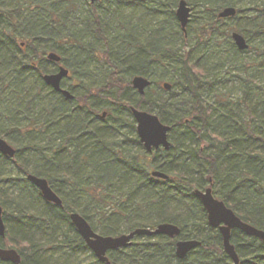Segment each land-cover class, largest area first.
<instances>
[{"label": "trees", "instance_id": "1", "mask_svg": "<svg viewBox=\"0 0 264 264\" xmlns=\"http://www.w3.org/2000/svg\"><path fill=\"white\" fill-rule=\"evenodd\" d=\"M178 1L146 3L144 14L155 26L145 30L120 19L118 9L90 0H0V137L16 149L13 158L0 154L6 224L0 247L14 248L19 264H49L43 247L29 237L35 232L71 253L88 249L69 214L89 222L90 205H101L104 236L121 234L122 223L127 232L160 223L180 228L177 238L144 236L109 252L110 264H232L194 195L206 187L242 221L264 231V0H184L191 10L185 31L175 16ZM227 7L234 16L219 17ZM228 19L233 24H225ZM234 32L244 37L246 50L236 47ZM50 52L72 73L101 62L103 83L68 87L73 99H66L43 79L56 71L57 63L51 61L52 67L46 57ZM169 66L174 71L167 94H153L148 86L140 95L132 87L134 76L163 81ZM227 75L238 78L235 98V86H225ZM131 107L155 111L171 126L168 150L145 151ZM102 112V124H89ZM7 165L16 167L14 179L7 178ZM155 170L168 178L153 177ZM27 174L44 178L62 206L44 201ZM6 178L19 187L15 198L2 187ZM25 197L32 208L36 202L43 208L30 211ZM79 199H86L80 209ZM65 227L73 234L62 232L58 241ZM186 239L200 245L178 259L175 242ZM230 242L239 264H264L263 241L234 229Z\"/></svg>", "mask_w": 264, "mask_h": 264}, {"label": "water", "instance_id": "2", "mask_svg": "<svg viewBox=\"0 0 264 264\" xmlns=\"http://www.w3.org/2000/svg\"><path fill=\"white\" fill-rule=\"evenodd\" d=\"M94 2L95 0H90ZM235 9L233 7L224 8L219 17L234 16ZM190 15V7L184 0H179L175 9L176 19L183 31L188 23ZM236 47L239 50H246L248 44L244 37L238 33L231 35ZM47 60L59 62L60 56L54 52L46 55ZM68 76V70L63 66H59L54 73L45 74L43 79L45 83L54 91L61 93L66 98H73V95L66 89L60 87V82ZM151 84L150 80L142 76H134L131 80L132 87L143 95L145 89ZM163 86L168 89L170 85L164 83ZM132 116L136 122V132L140 143L146 152L157 150L160 147L164 150L170 148V142L167 134L171 129L170 126L160 122L158 116L143 110L131 108ZM105 115V113H103ZM16 153L6 140L0 137V154L9 158H13ZM151 175L160 179H167L168 176L160 171H152ZM27 180L40 192L42 198L56 206H62L59 196L52 190L48 182L44 178L37 177L32 174L26 176ZM194 195L201 202L202 207L206 211L207 223L219 230L222 238L223 250L232 261V264H239V258L235 251L234 245L230 242L231 231L237 229L247 236L255 237L264 242V231L260 230L244 221H242L230 208H228L222 200L217 199L210 187L203 190H195ZM69 220L74 226L77 234L83 239L86 246L91 250L94 257L102 263L110 264L107 253L120 248H126L132 244V240L139 236H165L175 238L180 234V228L172 223H160L154 228H136L126 234L117 236H103L93 231L87 220L76 212L69 214ZM5 235V224L2 218V208L0 207V236ZM200 245V242L194 239L177 240L175 242V256L183 259L191 250ZM20 255L14 248L0 247V260L19 264Z\"/></svg>", "mask_w": 264, "mask_h": 264}, {"label": "rangeland", "instance_id": "3", "mask_svg": "<svg viewBox=\"0 0 264 264\" xmlns=\"http://www.w3.org/2000/svg\"><path fill=\"white\" fill-rule=\"evenodd\" d=\"M86 1L89 4V0H86ZM118 1H120V4L122 5L121 8H116L117 0H95L93 3H95V5L97 4L98 6H102V5L108 6L112 12L115 11L116 9H118V15L117 16L120 19H124V20L131 19V22L134 24H137L139 26V28H142L145 26L146 27L145 30H149V29L151 30L155 26V24H154L155 22L150 20L151 19L150 15L147 13L144 14V12H145L144 10H146L144 8L145 4L146 3L149 4L150 0H118ZM176 7H177V5L174 7V10L176 9ZM84 8H89V6L85 5ZM146 12H148V10ZM189 19H191L190 15H189ZM233 22H234L233 20L228 19L225 21V24H233ZM223 26L225 27V25H223ZM66 50L68 52L69 47L66 48ZM67 54H69V52ZM248 55L251 56L250 53ZM49 62H51V61H49ZM59 64L61 66H63L64 68H66V66H64L61 63V61ZM50 65L52 67L55 66L54 64H52V62ZM105 68H106V66H103V64L101 62L94 63L92 66L90 65V68H88L86 70L81 71V69H80V71L78 70V71H76V73L75 72L72 73L68 68H66L68 70V77L63 80L64 89L68 90V87H71L75 91H77L80 89V86L82 83H85V84L86 83H88V84L93 83L95 85L102 84L103 79H104ZM161 69L157 70V74H161L163 72ZM232 70H233V72H238L237 68H234ZM173 71H174V68L169 66L165 71L166 75L165 74L163 75V77H164L163 81H161L159 83H154V84L151 83V85H150V86H152L151 92L153 94L155 92H160L161 94L164 93V95H165L171 90L170 86H169V89H165V87L163 86V83H167L168 85L172 84L170 82L169 78H170V75H172ZM78 72H80V73H78ZM77 73L80 75L79 77L77 76ZM157 76L158 75H155L154 78H157ZM227 78L229 80L226 81L225 86H227V87L235 86V88H236V90H234L232 93V98L239 96L240 91L237 88L238 87L237 86L238 85L237 76L229 75ZM147 91H149V90H147ZM150 113L155 114L156 112L151 111ZM4 123H5L4 119H0V124H4ZM122 131L125 132L126 128H122ZM32 163H35V161H32ZM31 167L32 166H29V168H31ZM4 172L6 175L9 176L7 178L14 179L15 175L17 173V169L14 165H7L4 169ZM7 178L3 182L2 187L8 193V195L11 196V198H15L18 195L19 187L16 184H15L16 186L14 184H12L11 181L8 180ZM217 199H219V198H217ZM85 200L86 199L77 200L75 206H78V209L82 208V206L85 204ZM22 201L25 204H27V206L28 205L31 206V203H29V198L25 197L22 199ZM12 206H13V204H10L9 207L7 208L8 213L13 211ZM34 206H35V208H32V206H31L30 211L33 212V211H36L37 208H39V209L43 208V205L41 203H37V202L35 205H33V207ZM87 209H88V213H89V222L97 225V227L95 229H93V231L96 232L97 234L101 235V231H102L103 225L105 223V221H103V222L100 221V218H101L100 214L102 213L101 205H99L98 207H93L92 205H90L89 207H87ZM76 213H78V212H76ZM8 220H10V217H8ZM5 228H6V224H5ZM118 228H119V232L121 234L128 233L126 231V226L124 225V223L119 225ZM139 228H148V227H139ZM150 229H152V228H150ZM62 232L67 233L69 236L70 235L72 236V234H73V231L71 229L68 230V228L65 227L62 230L58 231V233H57L58 235L56 237L58 241L60 239H62V237H61ZM118 235H120V234H118ZM110 236H112V235H110ZM114 236H117V235H114ZM29 237H31V240L33 242H37V243H39V245H41L43 247L42 248V250H43L42 255L49 262V264H93V260L96 259L93 255V253L91 252V250H89V249H86V250L77 249L71 253V250L68 248L58 247L57 243L55 242V239L52 240V238L50 236L42 235L39 232H35L33 235L30 234ZM142 237H144V236L135 237L132 240V242L139 241V240H141ZM6 248H12V247H6Z\"/></svg>", "mask_w": 264, "mask_h": 264}, {"label": "flooded vegetation", "instance_id": "4", "mask_svg": "<svg viewBox=\"0 0 264 264\" xmlns=\"http://www.w3.org/2000/svg\"><path fill=\"white\" fill-rule=\"evenodd\" d=\"M58 68V64L56 65V69ZM102 116L101 113L94 114L93 118L90 120L89 124H102Z\"/></svg>", "mask_w": 264, "mask_h": 264}]
</instances>
